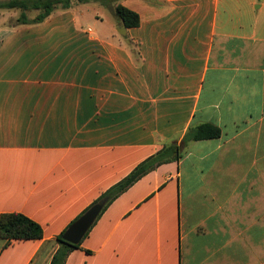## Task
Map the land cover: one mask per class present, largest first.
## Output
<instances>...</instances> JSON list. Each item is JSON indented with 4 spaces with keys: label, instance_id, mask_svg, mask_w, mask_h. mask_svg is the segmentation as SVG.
Here are the masks:
<instances>
[{
    "label": "crops",
    "instance_id": "0c3cea01",
    "mask_svg": "<svg viewBox=\"0 0 264 264\" xmlns=\"http://www.w3.org/2000/svg\"><path fill=\"white\" fill-rule=\"evenodd\" d=\"M115 6L138 27L121 35ZM13 12L0 9V215L43 237L0 238V264H50L102 201L64 264H264V0L92 1L8 25ZM203 125L219 136L185 139Z\"/></svg>",
    "mask_w": 264,
    "mask_h": 264
},
{
    "label": "trees",
    "instance_id": "16d2710c",
    "mask_svg": "<svg viewBox=\"0 0 264 264\" xmlns=\"http://www.w3.org/2000/svg\"><path fill=\"white\" fill-rule=\"evenodd\" d=\"M92 1H99L106 5L111 0H8L0 2V9L19 10L20 15L17 18L18 24H40L48 18L56 9H68L72 4H85ZM114 15L117 22L125 29L136 28L139 25V16L123 7L115 6ZM36 13L33 18H29L30 13ZM219 131L211 126H199L186 134L185 139L194 141L204 138H217ZM185 141V140H184ZM166 153L157 154L155 157L142 163L126 178L115 185L111 190L101 196V199H108L109 202L117 195L124 192L140 176L152 169L156 164L164 161ZM105 208V207H104ZM104 210V209H103ZM64 232L58 237L59 248L53 256L50 264H64L68 253L79 245H71L63 241ZM43 237V231L40 225L19 213H5L0 215V238L5 241V246L13 241L39 240Z\"/></svg>",
    "mask_w": 264,
    "mask_h": 264
},
{
    "label": "water",
    "instance_id": "95a60500",
    "mask_svg": "<svg viewBox=\"0 0 264 264\" xmlns=\"http://www.w3.org/2000/svg\"><path fill=\"white\" fill-rule=\"evenodd\" d=\"M118 32L121 35H125V29L120 28ZM104 206V201L92 206L88 211H86L82 216H80L74 223H72L69 228L64 233L62 239L63 241L71 244L78 245L82 240L83 236L90 228L97 215L100 213Z\"/></svg>",
    "mask_w": 264,
    "mask_h": 264
},
{
    "label": "rangeland",
    "instance_id": "374dc122",
    "mask_svg": "<svg viewBox=\"0 0 264 264\" xmlns=\"http://www.w3.org/2000/svg\"><path fill=\"white\" fill-rule=\"evenodd\" d=\"M14 11H17V13H15V12H13V13H15V14H13V16H9V17H7L6 18V21H7V24L8 25H10V24H16L17 23V19H16V16H19L18 14L20 13V11L19 10H14ZM35 14L36 13H30L29 14V17H34L35 16ZM16 19V20H15ZM90 26H92V25H90ZM4 37V35H1L0 36V40L2 39ZM3 44H4V39L1 41V43H0V51L2 50V48H3ZM7 48V47H6ZM6 50L7 49H4V50H2V53H1V55H3L5 52H6ZM13 52H15V51H8V59L9 58H11V57H13Z\"/></svg>",
    "mask_w": 264,
    "mask_h": 264
}]
</instances>
